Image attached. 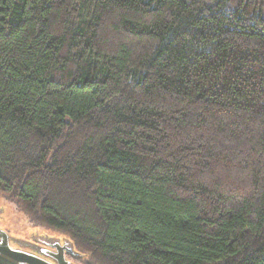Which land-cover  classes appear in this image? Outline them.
Returning <instances> with one entry per match:
<instances>
[{"label":"trees","instance_id":"trees-1","mask_svg":"<svg viewBox=\"0 0 264 264\" xmlns=\"http://www.w3.org/2000/svg\"><path fill=\"white\" fill-rule=\"evenodd\" d=\"M0 200L80 264H264V0H0Z\"/></svg>","mask_w":264,"mask_h":264},{"label":"water","instance_id":"water-1","mask_svg":"<svg viewBox=\"0 0 264 264\" xmlns=\"http://www.w3.org/2000/svg\"><path fill=\"white\" fill-rule=\"evenodd\" d=\"M39 248L32 247L29 241H17L18 246L11 244L10 235L0 227V264H74L65 254L79 258L72 242L63 238H38ZM21 246L32 247L36 252L24 250Z\"/></svg>","mask_w":264,"mask_h":264},{"label":"rangeland","instance_id":"rangeland-1","mask_svg":"<svg viewBox=\"0 0 264 264\" xmlns=\"http://www.w3.org/2000/svg\"><path fill=\"white\" fill-rule=\"evenodd\" d=\"M0 227L10 235L11 244L15 246H18L17 241L36 243L38 242V238L47 239L62 237L49 229L31 226L13 206L3 200H0ZM83 258L84 257H82V259ZM77 259L75 258V260ZM70 260L74 262L73 257H71ZM74 264L80 263L74 262Z\"/></svg>","mask_w":264,"mask_h":264},{"label":"flooded vegetation","instance_id":"flooded-vegetation-1","mask_svg":"<svg viewBox=\"0 0 264 264\" xmlns=\"http://www.w3.org/2000/svg\"><path fill=\"white\" fill-rule=\"evenodd\" d=\"M48 239V238H47ZM60 239V242L62 243V237L61 238H59ZM32 247H36V248H39V246L37 245V243H32V244H30ZM32 247H29V246H23V247H21L22 249H24V250H28V251H32V252H36ZM40 249V248H39ZM65 254H66V256L69 258V259H71V256L69 255V253L68 252H65Z\"/></svg>","mask_w":264,"mask_h":264}]
</instances>
